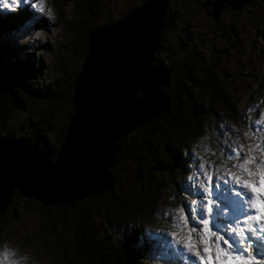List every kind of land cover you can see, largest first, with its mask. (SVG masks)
<instances>
[{
	"label": "rangeland",
	"instance_id": "374dc122",
	"mask_svg": "<svg viewBox=\"0 0 264 264\" xmlns=\"http://www.w3.org/2000/svg\"><path fill=\"white\" fill-rule=\"evenodd\" d=\"M74 2L75 0H65L63 3H57L60 5L58 7L54 0H45L43 12L40 11L39 0H28V3L16 7L28 10L32 20L10 34L9 41L23 46L20 59L34 55L33 62L36 65L40 59L42 72L33 86L35 89H40V85L45 83L54 84L55 80L60 79L62 82L66 81L62 84L66 87L67 82L75 79L78 70L75 55L79 50V43L75 40L76 30L73 22L78 20L77 12L80 13L81 5L77 8ZM212 2L213 0H170L174 23L163 31L155 62L167 65L180 58L188 49H194L201 54L207 63L216 60L215 72L220 87L240 115L236 118L231 116L223 103L215 101L210 114V126L216 146L211 147L208 139L203 136L194 139L186 148L196 173L193 170L192 177L179 180V186L184 194L191 192L187 194L190 197L188 204L191 209H196L197 213L203 202L204 217L209 220V229L214 231L211 226L212 214L208 213V207H212L213 211L219 203L222 207H230L219 194L215 198L214 185L216 181L223 183L224 180L231 179L229 173L241 176L238 169L233 167L238 161H228L227 157L234 155V150L242 146V155L256 158L249 167L257 174L260 170L257 165L264 161V0H251L237 11L221 10L216 21L210 16ZM207 3L211 5H206ZM140 5L142 0H103L98 2L97 7H94V4L91 6L92 20L95 24H102L108 19L116 22L133 9L132 7ZM49 7L55 12L54 21L47 16ZM8 10L11 8L1 9ZM37 30H42V33H39L40 39L33 36ZM3 63H0V68L4 66ZM5 83H0V94H6L10 90L8 82ZM163 89L166 93L175 95L176 82L168 80ZM34 95L20 94L22 109L10 115L5 129L19 128L28 119L39 116L45 101ZM68 99L71 100V97L64 98L53 109H62L60 114L54 113L53 122L57 130L72 107ZM2 136L3 132L0 131V137ZM185 153L186 151H183V154ZM115 166L117 167L113 171L118 182H113L112 190L116 193L126 191L125 194L133 200L144 197L152 201L149 209L142 208L144 216L146 214L148 217L131 218L127 226L140 224L145 232L144 236L150 240L151 255L164 259L180 258L192 264L190 251L186 246L188 236L203 239L206 238L208 230L203 229L198 215L194 225L190 220L189 211L175 201L168 175L159 176L158 183L145 187L143 182L134 177L135 167L131 160L117 162ZM195 176L198 183L193 185L190 178ZM208 176L212 177V181L208 180ZM241 179L246 180L248 176L242 175ZM16 190L11 191L3 218L0 219L3 225L0 228V264H14L17 260L20 264H73L76 253L75 228L68 215L69 211L55 207L63 204L44 206L35 197H24ZM103 197L104 200L95 211L96 227L103 238L107 239L106 234L110 233L112 239L119 241V223L122 222L113 217L109 202L106 196ZM209 201H212L211 205L208 204ZM181 209H184L186 218H189L187 224L181 219ZM193 226H198L196 232H190ZM260 226L256 223V227ZM128 232L129 230L125 233ZM203 247L202 243L193 242L192 251L199 250L203 255ZM22 257L27 259H21Z\"/></svg>",
	"mask_w": 264,
	"mask_h": 264
},
{
	"label": "trees",
	"instance_id": "16d2710c",
	"mask_svg": "<svg viewBox=\"0 0 264 264\" xmlns=\"http://www.w3.org/2000/svg\"><path fill=\"white\" fill-rule=\"evenodd\" d=\"M64 1L54 0V4L60 7L57 3ZM101 1L103 2V0H75L74 2L77 8L81 5L80 13L77 12L78 20L73 22L76 30L75 40L79 43V50L75 55L78 70L75 79L67 82L66 87L62 86L66 81L62 82L61 79L55 80L51 85L48 83L40 85L42 86L40 89L33 87L37 82L38 75L42 72L40 59H38L39 64L37 65L33 62L34 55L20 59L19 55L22 52L20 50L23 49V46H17L9 41V35L20 30L28 21L32 20V15L28 10L20 8L0 11V63L4 62V66L0 68V81L7 80L5 82H8V87H10L8 93L0 94V131L3 132V136L0 137V158L13 151L33 146L43 150L51 157L56 156L63 143L74 107L71 100L68 99L72 107L64 116L61 126L57 125L58 130L53 120L55 112L60 114L62 109L60 111L58 108L53 109L64 98L72 97L75 81L88 51L90 31L102 24L114 22V20L108 19L102 24H95L92 20L91 6L94 4V7H97L98 2ZM145 1L142 0V3ZM169 2L170 0H168L166 15L170 21L166 27L174 23L172 20L174 13ZM164 65L169 71L168 80L172 79L176 82L175 95H170L167 92L170 98L169 105L163 115L146 122L120 139L117 162L131 160L135 167L134 177L139 182H143L145 187L152 183H158L159 176L168 175L175 201L182 208L187 209L188 214L192 215L191 206L188 204L190 197L187 195L191 192L184 194L179 186L182 179L186 180L187 177H192V173L195 171V165L190 155H187L186 148L194 139L197 140L203 136L208 139L211 147L216 146L210 126L212 116L210 114L215 101L223 103L231 116L236 118L240 115L234 104L229 102L225 91L220 87L215 72L216 60L207 63L201 54L194 49H188L183 52L180 58ZM5 82L0 83L6 84ZM31 87H33V91ZM22 93L26 95L34 93V96L44 99V108L38 113V117L28 119L19 128L5 129L4 126L10 115L22 109L20 96ZM183 151L186 153L183 154ZM116 167L111 169L114 183L118 182L113 171ZM126 173L129 174L127 171ZM190 181L193 185L198 183L196 176L190 178ZM125 193L126 191L116 193L110 188L100 197L87 196L76 200L70 206L55 205V207L68 210V215L74 223L76 253L73 257V264H189L180 258L164 259L150 254V240L144 236L145 232L140 224L131 227H128L127 224L131 218L148 217L146 214L144 216L142 210L149 209L152 201L144 197L133 200ZM103 196H106L109 202V209L114 214L113 217L122 222V224L119 223L121 226L119 231L121 240L119 241L112 239L110 233H108L109 236L106 234L107 239L103 238L96 227L95 211L100 202L104 200ZM46 209L49 210L47 207ZM3 211L0 212V219L3 218ZM1 227L3 225L0 221ZM128 230L129 232L125 233ZM109 239L112 240L109 241Z\"/></svg>",
	"mask_w": 264,
	"mask_h": 264
},
{
	"label": "water",
	"instance_id": "95a60500",
	"mask_svg": "<svg viewBox=\"0 0 264 264\" xmlns=\"http://www.w3.org/2000/svg\"><path fill=\"white\" fill-rule=\"evenodd\" d=\"M250 2L213 0L210 16L216 21L221 10L237 11ZM167 5L168 0H146L90 31L63 143L55 157L33 146L0 158V212L13 189L44 206H70L112 187L120 139L163 115L169 105L163 89L169 71L155 62L169 22Z\"/></svg>",
	"mask_w": 264,
	"mask_h": 264
},
{
	"label": "snow or ice",
	"instance_id": "6c2138e0",
	"mask_svg": "<svg viewBox=\"0 0 264 264\" xmlns=\"http://www.w3.org/2000/svg\"><path fill=\"white\" fill-rule=\"evenodd\" d=\"M26 3L28 0H0V9L8 5L15 10L19 5ZM44 3L45 0H39L41 12L44 11ZM242 153L241 146L235 149L234 155L228 156L227 160L238 161L233 167L238 169L241 176L247 175L248 179L242 180L241 176L229 173L231 179H226L223 183L216 181L214 185L215 198L219 194L220 198L230 205V207H222L219 203L215 211L212 207H208V213L212 214V229L215 230L209 229V220L204 217L203 202L199 206V213L196 209H191V222L195 225L198 215L203 229L208 230L206 238L203 239L188 236L186 246L189 248L192 264H264V161L257 165L260 169L257 174L249 167L256 158L244 156ZM208 180L212 181V177L208 176ZM211 203L212 201L208 202L209 205ZM181 219L185 224L189 222L184 209H181ZM249 221L259 223L261 226L256 227V223L249 224ZM197 227L193 226L190 232H196ZM218 233L220 235H217ZM212 237L216 239L213 240ZM193 242L204 245L203 255L199 250L192 251Z\"/></svg>",
	"mask_w": 264,
	"mask_h": 264
},
{
	"label": "clouds",
	"instance_id": "9594fccd",
	"mask_svg": "<svg viewBox=\"0 0 264 264\" xmlns=\"http://www.w3.org/2000/svg\"><path fill=\"white\" fill-rule=\"evenodd\" d=\"M26 6H28V5H26ZM5 7H9V6H8V5H5ZM12 8L14 9L15 6L13 5ZM19 8H20V7H19ZM22 9H23V8H22ZM11 10H12V9H11ZM0 11H1V9H0ZM8 11H9V10H8ZM47 16H48V18H49L51 21H54V20H55V12L53 11V9H52L51 7L48 8ZM169 20H170V19H169ZM98 27H99V26H98ZM39 33H42V30H37V32L33 34V36H34L35 39H40V35H39ZM162 35H163V34H162ZM211 223H212V221H211ZM211 226H212V224H211ZM21 259H27V257H22ZM14 264H20V261L17 260V261L14 262Z\"/></svg>",
	"mask_w": 264,
	"mask_h": 264
}]
</instances>
